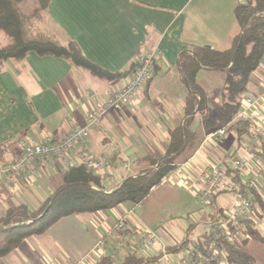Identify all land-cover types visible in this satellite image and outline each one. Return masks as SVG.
Listing matches in <instances>:
<instances>
[{"label":"crops","instance_id":"0c3cea01","mask_svg":"<svg viewBox=\"0 0 264 264\" xmlns=\"http://www.w3.org/2000/svg\"><path fill=\"white\" fill-rule=\"evenodd\" d=\"M247 1L51 0L45 17L46 31L61 44L75 43L90 62L111 74L129 72L140 56L153 50L160 52L152 81L131 104L113 109L87 139L90 152L111 164L110 180L104 182L107 189L148 172L154 162L159 163L166 156L174 129L187 118L189 86L179 66L181 58L201 49L230 50L241 34L236 8ZM128 77L116 81L100 79L65 59L35 53L23 61H7L0 72V163L15 160L22 153L23 141L65 138L72 122L84 124L94 103L121 89ZM197 82L206 94L207 111L196 114L190 122L195 145L180 153L181 173L173 175L177 179H170L174 185L170 188L172 193L184 191L191 201L196 200L197 190L203 185L201 174L209 162H220L224 169L231 170L234 156L255 155L261 145V140L253 136L250 137L255 141L243 144L244 138L249 137L241 136L244 126L229 131L234 133L235 141L224 138L222 145L207 141L218 129L210 121L222 110L226 74L201 68ZM245 95L259 99L255 111L264 113V65L260 64L253 73ZM113 146L118 150L114 151ZM126 163L128 169H124ZM255 164L250 166L254 183L260 173L254 171L258 167ZM66 172L56 163L40 164L36 176L19 177L13 188L0 178V218L19 206H25L30 214L40 211L63 185ZM257 183L263 184L264 179L259 177ZM257 191L262 203L256 205L262 207L264 194L261 188L257 187ZM151 194L144 200L148 206ZM214 201L218 202L217 198ZM142 203L62 218L46 234L27 239L7 259L15 256V264H97L102 257L124 264L133 251L118 243L116 237L121 233L115 229L117 221L127 217L128 229L135 238L138 231L157 227L148 220L150 209ZM214 214H210L211 219ZM184 229L187 236L178 245L172 234L157 237L143 264H178L181 258H177L174 249L186 241L191 243L189 235L196 226ZM106 241H111V249H106ZM100 242L103 248L96 251Z\"/></svg>","mask_w":264,"mask_h":264},{"label":"trees","instance_id":"16d2710c","mask_svg":"<svg viewBox=\"0 0 264 264\" xmlns=\"http://www.w3.org/2000/svg\"><path fill=\"white\" fill-rule=\"evenodd\" d=\"M51 0H0V36H5L7 43L0 45V72L9 60L23 61L35 53L65 59L77 67L89 71L93 76L109 81L125 78L129 72L111 74L90 62L79 47L69 42L61 44L54 35L45 30L39 31L36 24L44 22ZM241 26V34L235 39L233 47L224 52L201 49L194 55H183L180 68L184 71L188 86L186 120L174 129L166 156L145 173L127 178L123 184L107 193L104 180L86 165H74L63 177V185L50 197L40 211L30 214L25 206L9 210L0 218V260L7 258L33 236H41L65 217L78 214H95L112 210L120 205L142 203L153 189L163 184L171 174L179 169L178 159L181 152L195 145L189 124L196 114H204L208 103L204 90L197 82L201 68L219 70L226 74V85L222 93V110L210 121L220 127L228 124L239 112L241 98L247 92L253 73L264 59V0H248L239 4L235 11ZM156 68V67H155ZM215 127V128H216ZM241 136L250 133L248 127L240 130ZM264 161V140L255 153ZM239 182V180H238ZM242 194H252L253 204L261 202L257 189H249L240 181ZM251 236L257 235V229L248 227ZM215 243V247L213 244ZM248 240L241 244L228 243L214 229L206 231L195 241L185 242L175 247L176 253L184 251L192 260L202 257L205 264H257L256 259L245 250ZM217 259L212 260L214 254ZM110 260V259H109ZM144 257L133 254L124 264H143ZM104 263L106 260L103 261Z\"/></svg>","mask_w":264,"mask_h":264},{"label":"built area","instance_id":"2783aa9c","mask_svg":"<svg viewBox=\"0 0 264 264\" xmlns=\"http://www.w3.org/2000/svg\"><path fill=\"white\" fill-rule=\"evenodd\" d=\"M160 58V52L157 50L140 56L136 60L134 69L125 85L111 93L106 100L95 102L93 108L87 113L84 124L72 122L71 130L65 138L54 140L46 137L41 140L21 142L22 153L13 161L0 163V178L4 179L10 188H13L16 186L19 177L36 176L40 164L56 163L66 170L74 165L83 164L100 176L104 182L110 180V173H108L111 170L110 162L104 157L94 156L87 146V139L91 130L97 127L113 109L131 104L147 84L152 81L155 76V67ZM258 103L259 99L253 96H243L237 115L228 124L212 132L207 141L217 143L223 140L231 129H237L238 126H247L251 136L261 141L264 140V113L255 111ZM118 148L113 146L114 151ZM253 163L264 166V161L259 159L256 154L234 156L231 170L224 169L220 162H209L201 174L204 182L196 193V197L201 204L207 205L223 193L234 192L237 196L233 208L228 212L217 210L210 223L211 229L224 237L228 243L241 244L242 241L248 240L250 238L248 227L255 228V225L258 224L252 194L244 196L240 184L241 181L243 184H247L250 190L257 189L256 184L250 178V166ZM128 167L129 165L126 163L124 169H128ZM180 173L181 169H178L173 175H180ZM120 186L121 184L114 183L113 187L105 191L109 193L110 190ZM127 221V217L117 221L115 229L121 233L116 237L118 243L127 245L135 254L147 257L148 251L158 241L157 235L150 231L140 230L138 231V237L135 238L128 229ZM215 246L214 243L213 247ZM101 248H103L102 242L97 244L95 250L100 251ZM215 259H217L216 253L212 256L211 261ZM103 261L104 259L101 257L97 264H114L112 262L104 263ZM110 261L113 260L110 259ZM205 262V259L201 256L192 260L188 253L180 259V264H205ZM170 263L172 264V261Z\"/></svg>","mask_w":264,"mask_h":264},{"label":"rangeland","instance_id":"374dc122","mask_svg":"<svg viewBox=\"0 0 264 264\" xmlns=\"http://www.w3.org/2000/svg\"><path fill=\"white\" fill-rule=\"evenodd\" d=\"M45 20V19H43ZM47 22L46 20L43 22H39L36 24L37 28L39 31H43L47 29ZM7 43V39L5 36H0V45H5ZM261 65H264V59L261 62ZM217 128L219 129L220 126L217 125ZM234 129V128H233ZM225 138L231 139L232 141H235L234 133L229 132ZM255 141L253 137H248L246 136L243 140V144L245 145L247 143H251ZM223 140H220L219 142L215 143L218 145H222ZM247 146V145H246ZM255 165H258L257 168H254V171L260 172L258 173V177H256L255 183L258 185V188H261L263 194H264V183H257L259 180V177H262L264 179V166L260 165L259 163H256ZM260 166V167H259ZM173 177V174L170 175ZM257 176V175H256ZM169 177L172 180L177 179L176 177ZM168 178V179H169ZM166 179V181L163 182L161 185L162 187H159V190L155 194H151L149 197V203L150 205L148 206L147 202L144 201L141 205H147L150 209V212L148 214V219L151 221L156 229L155 230H150V232L155 233L157 237H167V234H172L173 241L178 245L179 243H182L183 240H185L187 236V231H185V227L189 225H195L196 230L189 235L190 241L193 242L195 241L198 236L205 232L209 231L212 226H211V213H215L217 211V208L223 209V211L228 212L230 209L233 208L234 202L237 200V196L234 192L230 193H223L217 196L218 202L212 201L211 203H208L207 205L201 204L199 200L196 197V200L191 201L189 195L185 193L184 191L182 192H175L172 193L173 190H170L171 187H174L172 185L171 180ZM256 187V188H257ZM196 193V190L193 191ZM180 197V198H178ZM156 198L157 200H154ZM170 198V200L168 199ZM257 203H254V210L257 213L256 216V221L258 222L257 225H255L254 229H257L260 237L263 238L264 240V206L260 207L256 205ZM146 206V207H147ZM184 226V227H183ZM147 230V229H146ZM149 230V229H148ZM109 237V235H108ZM248 243L245 246V250L249 252L255 259L257 264H264V243L260 241L259 239H256L255 236L249 235ZM110 240V239H109ZM247 240V239H246ZM110 242L111 241H106V249L110 247ZM109 243V246H108ZM248 245V246H247ZM116 246V245H115ZM117 247V246H116ZM115 251H118V249H115ZM24 253V252H23ZM135 254V253H133ZM177 254V258L183 257L186 252L180 251ZM15 256H11L10 259L4 260L3 264H15ZM144 257V256H143ZM145 258V257H144ZM147 259V258H145ZM111 260L113 261H106V263H117L114 258ZM49 264H54L50 263ZM180 264V262L178 263ZM201 264V263H200ZM218 264H228L224 261H220Z\"/></svg>","mask_w":264,"mask_h":264}]
</instances>
